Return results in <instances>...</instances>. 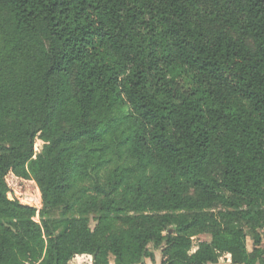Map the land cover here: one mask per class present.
I'll return each instance as SVG.
<instances>
[{
  "label": "trees",
  "instance_id": "16d2710c",
  "mask_svg": "<svg viewBox=\"0 0 264 264\" xmlns=\"http://www.w3.org/2000/svg\"><path fill=\"white\" fill-rule=\"evenodd\" d=\"M150 247L264 264V0H0V264Z\"/></svg>",
  "mask_w": 264,
  "mask_h": 264
},
{
  "label": "rangeland",
  "instance_id": "374dc122",
  "mask_svg": "<svg viewBox=\"0 0 264 264\" xmlns=\"http://www.w3.org/2000/svg\"><path fill=\"white\" fill-rule=\"evenodd\" d=\"M42 149V142L40 140H36L35 144H34V151H37V154L41 152ZM40 200L38 201V205H39V209L42 208V199H41V195L39 194ZM30 200H28L27 198H25L24 200L21 199V202L23 203H27ZM51 217H53L54 219H61V216H59V212H53L52 214H50ZM89 226L92 229L94 227V225L96 224L95 222V216L94 215H90L89 216ZM209 242L210 241V236L209 235H200L197 237L193 238V249L192 251H194V249L196 248V245L198 242ZM248 248H251V244L250 241H248ZM150 250L153 253V260L151 259H145L144 263L145 264H161V252L158 249H155L154 247H150ZM228 260H230V256H227L226 254H222L219 258L218 264H227L229 263ZM92 263V258L88 255H81V256H77L74 257L69 264H91ZM110 263L113 264V259L112 257H110Z\"/></svg>",
  "mask_w": 264,
  "mask_h": 264
},
{
  "label": "built area",
  "instance_id": "2783aa9c",
  "mask_svg": "<svg viewBox=\"0 0 264 264\" xmlns=\"http://www.w3.org/2000/svg\"><path fill=\"white\" fill-rule=\"evenodd\" d=\"M34 154L36 155V154H37V151H34ZM39 194H40V193L38 192V194H37L36 196L28 198V200H30V203H29V201H28L27 203H23V202H21V199L24 200L23 198H19V202H20L22 205H26V206H30V207H33V208L39 209L40 207H39V205L37 204L38 201L40 200V197H38Z\"/></svg>",
  "mask_w": 264,
  "mask_h": 264
},
{
  "label": "crops",
  "instance_id": "0c3cea01",
  "mask_svg": "<svg viewBox=\"0 0 264 264\" xmlns=\"http://www.w3.org/2000/svg\"><path fill=\"white\" fill-rule=\"evenodd\" d=\"M227 256H229V255H227ZM228 262H229V263H227V264H230V260H228Z\"/></svg>",
  "mask_w": 264,
  "mask_h": 264
}]
</instances>
